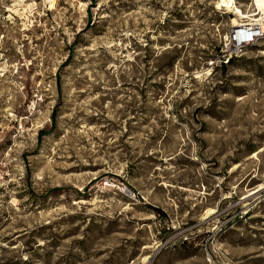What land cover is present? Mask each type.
Listing matches in <instances>:
<instances>
[{
	"label": "rangeland",
	"instance_id": "1",
	"mask_svg": "<svg viewBox=\"0 0 264 264\" xmlns=\"http://www.w3.org/2000/svg\"><path fill=\"white\" fill-rule=\"evenodd\" d=\"M234 5L0 0V264H264V36L220 56L264 18Z\"/></svg>",
	"mask_w": 264,
	"mask_h": 264
},
{
	"label": "built area",
	"instance_id": "2",
	"mask_svg": "<svg viewBox=\"0 0 264 264\" xmlns=\"http://www.w3.org/2000/svg\"><path fill=\"white\" fill-rule=\"evenodd\" d=\"M264 36V28L255 22L246 21L236 26H230L225 35V47L220 56L222 62L227 63L230 57H236L243 53L248 45H253L260 37Z\"/></svg>",
	"mask_w": 264,
	"mask_h": 264
},
{
	"label": "bare ground",
	"instance_id": "3",
	"mask_svg": "<svg viewBox=\"0 0 264 264\" xmlns=\"http://www.w3.org/2000/svg\"><path fill=\"white\" fill-rule=\"evenodd\" d=\"M255 1L256 7L261 13V16L264 18V0H253ZM220 2L228 9L231 8L234 14H239L242 16V13L239 12L237 7L234 5V0H220ZM233 26H236V21L232 22ZM261 26V25H260ZM262 27V26H261Z\"/></svg>",
	"mask_w": 264,
	"mask_h": 264
},
{
	"label": "trees",
	"instance_id": "4",
	"mask_svg": "<svg viewBox=\"0 0 264 264\" xmlns=\"http://www.w3.org/2000/svg\"><path fill=\"white\" fill-rule=\"evenodd\" d=\"M221 65H222V66H224V64H223V63H222Z\"/></svg>",
	"mask_w": 264,
	"mask_h": 264
}]
</instances>
